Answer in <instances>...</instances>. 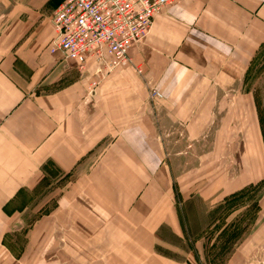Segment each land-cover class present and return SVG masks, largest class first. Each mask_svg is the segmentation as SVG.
<instances>
[{"label":"crops","instance_id":"0c3cea01","mask_svg":"<svg viewBox=\"0 0 264 264\" xmlns=\"http://www.w3.org/2000/svg\"><path fill=\"white\" fill-rule=\"evenodd\" d=\"M62 1L0 0V245L25 211L20 197L52 168H77L64 205L98 228L81 238V258L100 247V264H188L156 250L162 226L180 231L172 181L211 206L264 179L247 87L264 46V0H174L129 46L138 70L107 73L50 49ZM181 163L190 166L174 171Z\"/></svg>","mask_w":264,"mask_h":264},{"label":"rangeland","instance_id":"374dc122","mask_svg":"<svg viewBox=\"0 0 264 264\" xmlns=\"http://www.w3.org/2000/svg\"><path fill=\"white\" fill-rule=\"evenodd\" d=\"M247 87L256 96L264 138V46L254 57ZM153 89L157 90L148 87V95L158 100L151 95ZM187 166L174 164V171ZM77 174V168L68 173L52 168L36 190L20 197L16 205L24 204L25 211L3 236L0 264H100V247L89 249L88 259L80 257L81 238L95 237L98 228L87 227L86 222H93L62 199ZM176 182L172 190L180 231L175 235L162 226L157 251L188 264H264V181L246 185L211 206L192 190L181 193Z\"/></svg>","mask_w":264,"mask_h":264},{"label":"built area","instance_id":"2783aa9c","mask_svg":"<svg viewBox=\"0 0 264 264\" xmlns=\"http://www.w3.org/2000/svg\"><path fill=\"white\" fill-rule=\"evenodd\" d=\"M172 1L63 0L51 16L50 49L80 65L93 59L98 72L128 66L129 46L146 37L155 15ZM151 95L160 92L153 89Z\"/></svg>","mask_w":264,"mask_h":264},{"label":"trees","instance_id":"16d2710c","mask_svg":"<svg viewBox=\"0 0 264 264\" xmlns=\"http://www.w3.org/2000/svg\"><path fill=\"white\" fill-rule=\"evenodd\" d=\"M264 180H262L260 183H262ZM242 191V190H241Z\"/></svg>","mask_w":264,"mask_h":264}]
</instances>
